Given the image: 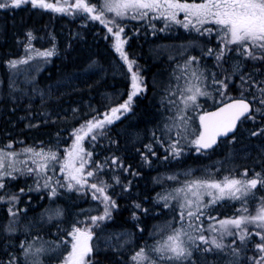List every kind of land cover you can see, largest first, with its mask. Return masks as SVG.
I'll return each instance as SVG.
<instances>
[{
    "label": "trees",
    "instance_id": "trees-1",
    "mask_svg": "<svg viewBox=\"0 0 264 264\" xmlns=\"http://www.w3.org/2000/svg\"><path fill=\"white\" fill-rule=\"evenodd\" d=\"M47 1L58 2L66 7L64 0ZM152 16L149 13L148 17L140 22L136 21L138 24L126 32L129 54L143 68L147 91L133 98L132 112L126 118L117 120L105 128V134L98 135L95 141L87 144V152L92 153V169L111 187L110 195L117 205L112 209V219L108 221L106 229L132 233L131 242L123 246V249L92 252V264H133L130 257L136 251L155 244V229L159 222L166 220V215H162V212L170 215L169 210L162 211L157 203L162 187L154 182V176L163 171L168 162L162 157L167 154L164 148L168 144L163 136V126L167 123V116L171 115L161 103L171 86L167 83L166 73L169 72L170 77L175 78L181 69L167 56L162 55L161 60L156 62L159 54H154L153 43L161 38L173 41L175 36L172 32H168V35L164 32V29L169 28L165 27L166 21L163 18L152 19ZM170 30L173 31V27ZM177 30L182 31V27L176 26L175 31ZM28 33H32V36L29 37ZM182 35L185 39L200 37L203 40L202 36H196L195 33H189L190 36L187 37L186 34ZM113 41L114 36L108 34L101 23L79 12L56 13L33 8L30 4L19 9L0 10V98L3 97L0 99V143L4 144L7 140L26 141L33 146L42 144L44 148L53 147L64 153L72 142V132L125 101L131 92V73L119 59ZM214 41L203 40L208 50L215 46ZM29 45L42 50L53 49L56 54L51 64L35 80L16 89L11 81L9 62L21 57ZM226 58L227 66H218L214 57L206 58V61L202 59L199 64L204 76L208 77L206 84L211 100L217 103L228 97L238 98L241 93L240 76L232 74L235 65L231 63L233 58ZM256 66L261 67L260 64ZM246 68L248 70L245 71ZM252 70L248 64H244L241 74ZM211 73H215L216 80L231 76V82L225 80L228 89L223 98L215 90L220 85L212 83ZM261 73H264V67H261ZM244 95L251 97L250 92H245ZM211 100L203 99L202 107L213 109L211 105L214 104L208 103ZM254 103L264 109V105H260L258 101ZM261 126H264V116L257 115L255 123L244 120L235 135L239 139V145L243 146L247 140H251V132ZM157 138L163 142V146L156 142ZM147 145L152 146L155 155L148 151ZM261 149L247 151L245 157H240L244 159V165H241L243 169H257L264 164V146ZM145 155L150 163L143 159ZM113 157L117 158L116 164L111 163ZM182 160L189 166L204 164L200 158L194 157H179L176 162ZM121 163H124V168H130L127 175L123 174V167L119 166ZM97 165L103 166V170H99ZM147 169L155 172H148ZM116 178L120 183H116ZM24 180L20 178L15 181L17 192L28 188V181L25 183ZM63 192L65 195H61L59 199L63 205V218L49 224L40 223L38 218L40 208L48 207L46 193L32 192L29 195L32 197L31 202L21 203L22 207L29 208L30 211L32 204L39 201L42 194L44 196V202L31 209V214L29 211L22 214L23 223H20L19 232L0 240V260L7 263L12 257H16V264H25L21 243L28 245L39 238L57 243L71 241L68 233L74 227L91 226L90 220L79 213L89 202L92 204L91 200L85 201V194L76 191ZM137 204L141 207L136 208ZM148 207L151 209L141 210ZM155 210L159 213H155ZM32 214L35 215L34 221L30 220ZM62 247L63 254H66L70 243H63ZM52 260L49 259L48 262L52 263ZM193 260L194 264H230L232 259L226 254L195 252ZM238 264H252V261L247 256L246 260L239 259Z\"/></svg>",
    "mask_w": 264,
    "mask_h": 264
},
{
    "label": "snow or ice",
    "instance_id": "snow-or-ice-1",
    "mask_svg": "<svg viewBox=\"0 0 264 264\" xmlns=\"http://www.w3.org/2000/svg\"><path fill=\"white\" fill-rule=\"evenodd\" d=\"M68 3L69 0H64L65 5ZM29 4L33 8L70 14L68 9L58 2L49 3L47 0H0V10L19 9ZM70 7H74L93 21L104 25L108 34L114 36L115 51L127 65V71L131 73V92L127 99L118 106L112 107L108 113H104L103 119L94 117L72 133L75 142L70 150H66L67 159L63 160L60 165L61 174L66 176V180L55 182L66 191L83 193L87 188L91 191L92 198L100 199L103 204V214L89 218L91 226L74 227L68 233L71 236V241H62L64 244L70 243V249H66L67 255L61 257V264H92L89 259L93 252L91 241L94 233L92 228L99 227L98 222L110 219L112 209L117 205L115 200L106 194L108 185H105L103 181L99 185L89 183L88 178L93 177L96 173L92 170L85 172V166L89 163L92 153L86 151L83 141L85 137L89 136L92 141H95L97 135L105 134L104 130L107 126L119 120L122 114L131 111L133 98L147 91L143 77L139 75V69L133 71L136 61L129 60L128 54L124 51L123 46L127 43L128 38L122 39L126 26L121 25L119 21L142 19L148 17L149 13H155L156 15H153L152 19L163 18L166 21L180 24L185 29L191 25L201 35L204 33L211 35L213 31L219 33V41L223 47L215 52L209 49L206 53L214 55L218 66L222 67L219 62L224 60L230 52H235L241 57V60L232 69L233 75H240V96L235 99L228 97V102L224 103L218 111L205 112L200 115L199 122L203 131L199 132H192L189 113L202 108L199 103L200 97L212 98L211 93L207 91L208 77L204 76L196 56L189 57L181 67L180 74L175 76V86H170L167 89L166 95L161 101L162 106L167 107L171 113L166 118L167 123L164 124V129L168 133L177 129V138L174 141L170 139L165 148V152L168 154L164 156V159L167 160L169 157H180L184 151L183 146L178 147L181 140L194 146L198 151L206 152L217 144L219 137L228 136L230 132H234L237 122L242 118L246 117L255 123L257 115L264 116V109L255 106L254 103L258 101L260 105H264V78H262L264 73H261V67H264V0H199V2L192 0L191 3L188 0H103V5L99 8L91 3V0H74ZM106 12L113 13L114 16L106 19ZM180 13L184 14V20L178 19ZM209 24L214 25L215 29L205 27ZM27 35L31 37L32 33ZM232 45H235V48L231 47ZM26 51L34 52L35 56L43 58L51 57L54 54L53 50L43 52L33 50L30 45ZM32 58L33 56L30 54L25 59L12 60L9 62V67L16 68L18 64H27ZM245 60L252 62L253 70L247 74H241ZM257 64H260L261 67H257ZM210 75L212 83L220 85L215 90L223 98L228 89L225 80L231 82V76L216 80L215 73ZM245 92H250L251 97L245 96ZM262 133H264V126L252 131L251 135L260 136ZM189 136L193 138L189 140ZM156 142L163 146V142L159 138ZM13 147L11 143L0 147V190L5 188L6 178L16 180L20 176L32 175L36 186L35 189L29 188V191H38L44 188L48 190L50 198L58 196L57 188L52 186V178L47 175V171L50 162L60 161L59 155L51 150L46 152L43 148L37 150L26 147L20 151H9ZM147 148L152 155H155L151 145H147ZM21 156H26L27 159H20ZM143 159L146 163H150L148 156L145 155ZM29 160L34 167L29 166ZM111 163L116 164L117 158H111ZM119 166L124 167L122 163ZM97 168L103 170L101 165H97ZM51 170L55 171L54 165ZM127 170L125 168V171ZM133 175H137V173H133ZM184 175L191 177V172H186ZM242 177L224 175L217 179L213 174L208 173L205 176L179 181L178 186L158 194L157 203H160L163 209H171L172 218L160 226V239L154 245L149 248H140L130 257L133 264H194L195 252H225L228 249H230L229 255L233 258L230 264H238L241 248L236 247L237 241L240 245L246 246L247 241L253 235L260 241L255 244L260 255L258 258H252V264H264V199L261 200L254 214L247 207L248 198L255 197V190L258 186L264 190V174L254 172L252 177H248V171L245 170ZM168 179L179 180L175 174L169 176ZM116 183H120L118 178H116ZM20 191L24 192V189H20ZM10 199L12 202H19L17 195H12ZM225 201L240 202V206L236 209L237 216L220 219L211 214L210 210L214 206ZM0 202H4L2 196H0ZM140 207L139 204L136 205V208ZM141 210L147 211L146 209ZM51 211L52 215L49 216V220L59 219L62 216V210L59 208ZM8 212L14 217L19 214L18 211H13L12 207H9ZM173 221L179 226L173 227ZM205 221H212V223L206 225ZM15 223V221H11L6 226L8 233L15 231ZM249 225H253L259 231H250ZM226 237L234 239L229 244H225ZM55 247L53 245L52 249L44 246L33 248L32 245L20 244V248L24 250L25 264H43L42 257L49 251L55 250ZM8 264H16V257H12Z\"/></svg>",
    "mask_w": 264,
    "mask_h": 264
},
{
    "label": "rangeland",
    "instance_id": "rangeland-1",
    "mask_svg": "<svg viewBox=\"0 0 264 264\" xmlns=\"http://www.w3.org/2000/svg\"><path fill=\"white\" fill-rule=\"evenodd\" d=\"M69 1L70 2L68 3V5H66V8L68 9V13L73 14L75 12H79L74 7H70V5L74 3V0H69ZM47 2L51 3L50 1H47ZM188 2L191 3L192 1H188ZM196 2H199V1H196ZM91 3L95 4L99 8V7H102L103 0H91ZM79 13L84 14L82 12H79ZM151 14L156 15L155 13H151ZM113 16H114L113 13H107V12L105 13L106 19L111 18ZM143 19H145V18L120 20L119 23L121 25L126 26L125 31L122 34V39L124 37H127L126 32L129 30L130 27H134V25L138 24V23H135L136 21L140 22ZM178 19L184 20V14L180 13L178 16ZM166 24H167V28L171 29L173 27L174 30L169 31V29H167V30L164 29V32H166L167 35H168V32H172V35L175 36V37H173V39H175V40L164 41V40H161V39H163V38H161L157 42L153 43L155 46V48H153V49H154V52H156L154 54H159V56L156 59V62H159L161 60L162 55L167 56L172 63L178 64L180 66V69H181V67L185 64V62L191 56L198 57L200 63H202L201 62L202 59H204L206 61V60H208L206 58L214 57V55H207L206 54L208 52V49L206 48V44L203 42V40H211V41L215 40L214 41L215 46L213 47L214 49L210 48L214 52L217 51L219 48L223 47V45H221L220 41H219V33L215 32V31H213V33L211 35H209L208 33H204L203 35H201L200 33L196 32L191 27V25L189 26V28L185 29L180 24H176L172 21H166ZM102 26L104 27L103 24H102ZM176 26L182 27V31H180V30L175 31ZM205 27L215 29V26L211 25V24L205 25ZM106 31H107V29H106ZM114 32H115V29H114ZM180 33H181V35H180ZM189 33H195L196 36H202L203 40H201L200 37H197V38L192 37L190 39H188V38L185 39L184 37H182L183 36L182 34H186V37L190 36ZM177 39H179V40H177ZM114 43H115V41H113V46H114ZM123 47H124V51L128 54L129 60H135L129 54V49H128L129 39H127V43ZM231 47L235 48V45H232ZM28 48H29V46L27 47V49ZM31 48L33 50H39L41 52L53 50V49L42 50V49L36 48L34 46H31ZM53 52H54V54L51 57L43 58V57L35 56L34 52L29 53L28 51H25V53L21 57L13 59V60L25 59L30 54L33 56V58L30 59L27 64H18L16 68H10L11 81H12V84L14 85V87L16 89H20V88H22V85L29 84L33 80H35L36 77L40 74V72H42L47 66H49L51 64V60L56 54V52L54 50H53ZM117 55L119 57L118 53H117ZM228 56L233 58V60L231 59L232 60L231 63H234V64H236V62H239L241 60V57L238 56L235 52H230L225 56L224 60L219 62V65L225 64L224 66H227L226 65L227 64L226 63V60H227L226 57H228ZM158 58H160V59H158ZM119 59L121 60L120 57H119ZM214 59H215V57H214ZM204 60H203V62H205ZM121 61L123 62V65L127 70V65L124 63L123 60H121ZM178 61H179V63H177ZM216 64L218 65L217 61H216ZM244 64H248L249 68H253V64L251 61L245 60V61H243V65ZM193 66L195 67V64ZM136 69H139V75L141 77H143V83H144V81H146V79H145V76L143 74V68L140 67L137 62L133 66V71H135ZM246 70H248V69L246 68L245 71ZM179 74H180V71L178 72V75ZM166 80H167V83L171 84V86H173V87L175 86L176 80H175V78L170 77L169 72L166 73ZM181 83H183V82L181 81ZM18 91H21V90H18ZM1 98H3V97H1ZM203 99H206V101H207V99L211 100V99L206 98V97H200L199 98L200 104H201V101ZM227 101H228V99H225V100H221L220 103H217V102H214L212 99L208 103L214 104V105H211L214 108V107H217L218 105H220L224 102H227ZM206 110L207 109L202 107L200 109H197L195 112L189 113V115L191 116V120H190L189 124H190V128H191L192 132L201 131L199 116L203 115V113ZM131 112L132 111L122 114L121 118L122 117H123V119L126 118ZM96 117L103 119V114L96 116ZM109 126H107V127H109ZM79 128H81V127H79ZM176 132H177V129H173V131L171 133H168L165 130L163 136L168 140V143H169L170 139L174 141L177 138ZM93 134H95V133H93ZM71 137H72V142H71L70 146L65 149L64 153H61L60 151L56 150L53 147L50 149L44 148V147H42V144H37L36 146H33V144H27L26 141H23V142L18 141L17 142L16 140H7V141L3 142L4 144L0 143V147L6 146L9 143L13 144V146H14L13 149H9V151H13V150L14 151H20L21 149L26 148V147L35 148L37 150H40L41 148H43L46 152L48 150L56 152L59 155V157L61 158L59 162H55V161L50 162L49 170L47 171V175L52 178V186L57 188V191L59 193V195L56 196L55 198H50L48 195V190L44 189V188H41L38 191L37 190L29 191L28 190L29 188L35 189V186H36L35 185V179L32 175L20 176L16 180H11L8 178L5 179V185L6 186L3 190H0V196L3 197V201H4V202H0V240L2 238L11 237V236H13L19 232L20 223L21 222L23 223L22 214H24V212L29 211V208L22 207L21 203L22 202H24V203L29 202L30 203L32 197L29 195L32 192L33 193H39V194L40 193H46L47 197H48V200L46 202L48 207L46 206L47 208H45V209L40 208L41 210H40V212H38L39 213L38 218H40V221H41V222L40 221L39 222L44 223V224H49V223L56 220V219L49 220V216L52 215V211H51L52 209H55V208H59L60 210L63 209V205L60 204L59 199H60L61 195H65L64 194L65 192H63V191H65V189L60 187L55 182L57 180H59L61 182H64L66 180V176L61 174L60 165H61V163H63V160L67 159L66 150H70L73 143L75 142V137L74 136H71ZM251 137H252V139L247 140L248 142L247 143L245 142L242 146L241 144L239 145V139L237 138V136H234V137L226 140L225 142H223L221 144V147L218 150H215L212 152H202L201 150L198 151L194 146H190L186 141L181 140L180 145H178V147L183 146L184 151L181 153L180 157H194V159L200 158L201 161H204V164L192 165V166L190 165L189 166V165L185 164V162L183 160L177 163L176 161L178 158L169 157V159H167V160L171 161V163H169L170 165H168V162L165 163L164 170L157 173L154 176L155 177L154 182L156 184L158 183L161 185L162 188H160V191H161L160 193H162L166 189L171 190L172 187L178 186L179 181H183L185 179L192 178V177L205 176L208 173L213 174V176L217 179L222 178L224 175H231V176H235L237 178H243L242 173L245 170L248 171V177H252L254 172L264 174V164L262 166H259L260 168H257V169L256 168L243 169L241 166V165H244V164H242L244 159L240 158V157H245L244 154L247 151L249 152V151L253 150L255 152V149H261L264 146V133H262L260 136H251ZM192 138H193L192 136L188 137L189 140ZM90 142H93L90 139V136L85 137V139L83 141V146L86 149V151H87V144H89ZM25 143L27 145H25ZM18 144L20 146H17ZM246 144H247V147H245ZM167 146H168V144L165 146V148ZM165 148H164V150H165ZM250 148H252V149H250ZM261 150H263V149H261ZM164 156L165 155H162L163 159H164ZM249 156H250V154H249ZM20 159H27V157L21 156ZM167 160L164 159V161H167ZM53 165L55 167L54 172L51 170ZM29 166L34 167V165L31 164V160H29ZM125 168H127L128 170L125 171ZM125 168L123 167V174H126V172L128 174L130 168L129 167H125ZM89 170H92L96 173V175H94L93 177L88 178L89 183H97L99 185L100 182L103 180L100 179L99 173L96 170L92 169L91 158L89 160V163L86 164V166H85V172H87ZM186 172H191V177H185L184 173H186ZM174 174L178 176V178H179L178 181H172V180L168 179L169 176H172ZM20 178H24L25 183L28 181V188L27 189L23 188L24 192H21V191L17 192L15 190V187H16L15 181L19 180ZM103 183L105 185H107L105 181H103ZM110 190H111V187L108 186L106 188V194L109 196H111ZM69 192H72V191H69ZM78 193H80V192H78ZM255 193H256L255 197L254 198L249 197L248 202H247V207H248L249 211L252 212L253 214H254L255 210L259 207L261 200L264 199V190L260 189L259 186L255 190ZM80 194H83V195L85 194L83 196L85 201L91 200V202H92V204H90V202H89V204L85 205V207L83 209L79 210L80 215H83L84 217L89 219L91 216L103 214V204L100 202V199H93L92 198V193L89 189L85 188L83 193H80ZM12 195H17L19 197L18 203L11 201L10 198ZM97 195L99 196V194H97ZM43 200H44V196L42 194L40 200L35 202L34 204H32L31 209H35L37 206H39L40 203L44 202ZM159 205H160L162 211H165V209L162 208V205L160 203H159ZM239 206H240L239 201H236V202L225 201L222 204H218V205L214 206V208H212L210 211H211L212 215H214L220 219L232 218V217H235L238 215L236 209ZM9 207H12L13 211H18L19 214L15 217L12 216L8 212ZM31 209H30V211H31ZM150 209L151 208L148 207L146 210H150ZM166 210H169L170 215L167 214L166 212H164V213L162 212V215H164V214L166 215V220L163 222H159L157 228L155 229V235H154L156 237L155 243L157 240L160 239V233H159L160 226L164 225L166 222H168L172 218V210L171 209H166ZM30 211H29V213H30ZM157 212L159 213V211L155 210V213H157ZM34 216L35 215L32 214V218H30V220L34 221V218H33ZM62 218H63V211H62V216L59 219H62ZM110 219H112V214H111ZM110 219H107V220L102 221V222H98L99 227H93L92 228V231L94 233L93 239L91 241V244L93 246V252L107 251V250H111V249L120 250V249H123V246H126L127 244H129L131 242V238H132L131 232L123 231V230H121V231L120 230L110 231V230L106 229V225H108V221H110ZM11 221L16 222L15 226H14L15 231L12 233H8L6 231V226ZM89 223L91 224V221ZM208 223H212V221H205L206 225ZM178 226L179 225H177L173 221V227H178ZM248 227H249L250 231H253V232L259 231V229H256L253 225H249ZM61 233H62V231H61ZM205 234L207 235V233H205ZM233 239H234L233 237H226L224 239V243L229 244ZM259 242L260 241L258 240V237H256L255 235H253L251 237V239L247 241L246 246L240 245L239 242L237 241L236 247L241 248L239 259L245 258V260H246L247 256H249V260L252 261V258H258V256L260 254L256 250L255 244L259 243ZM62 244H63L62 242H60V243H57L55 241L48 242L46 239L41 240V238H39V239L34 240L33 242H30L28 245H32L33 248L39 247V246H44V247L49 248V249H52V246L55 245L56 246L55 250L49 251L48 253H46L42 257L43 264H61V257L67 255V253L63 254V252H62V250H63ZM229 252H230V249L225 250V252H215V253L226 254L229 257H231L229 255ZM90 258H91V255H90L89 259ZM49 259H53L52 263L48 262ZM231 259H233V258L231 257ZM0 262H3V264H7L9 261H7V263H6L3 260H0Z\"/></svg>",
    "mask_w": 264,
    "mask_h": 264
},
{
    "label": "water",
    "instance_id": "water-1",
    "mask_svg": "<svg viewBox=\"0 0 264 264\" xmlns=\"http://www.w3.org/2000/svg\"><path fill=\"white\" fill-rule=\"evenodd\" d=\"M227 102H228V101H227ZM227 102H225V103H227ZM223 105H224V103L221 104L220 106H218V107L212 109V110L207 111V112L218 111L219 108L222 107ZM245 119H247V118H246V117H245V118H242L241 121L237 122V127H236V130H235L234 132H230V133L228 134V136H222V137H219V138H218V142H217V144L214 145L211 149H208V150H206V151L213 150V149L217 148V147L221 144L222 141L227 140V139L233 137V136L238 132V130H239V128H240L242 122H243ZM200 127H201V126H200ZM201 131H203L202 127H201ZM203 151H204V150H203Z\"/></svg>",
    "mask_w": 264,
    "mask_h": 264
},
{
    "label": "flooded vegetation",
    "instance_id": "flooded-vegetation-1",
    "mask_svg": "<svg viewBox=\"0 0 264 264\" xmlns=\"http://www.w3.org/2000/svg\"><path fill=\"white\" fill-rule=\"evenodd\" d=\"M195 38H197V37H195ZM200 39H201V38H200ZM201 40H202V39H201ZM210 110H211V109H210ZM207 111H209V110H207ZM207 111H205V112H207ZM205 112H204V113H205ZM204 113H203V114H204ZM235 135H236V134H235ZM235 135H234V136H235ZM234 136H233V137H234ZM231 138H232V137H231ZM229 139H230V138H229ZM227 140H228V139H227ZM225 141H226V140H225ZM223 142H224V141H223ZM223 142H221V144H222ZM221 144H220L217 148H215V149H213V150L206 151V152H212V151L218 150V149L221 147ZM201 151H202V152H205V151H203V150H201ZM169 163H171V161L168 160V165H170ZM126 167H128V166H126ZM136 171H138V170H136ZM147 171H148V172H153L154 170H153V169H147ZM138 172H140V171H138ZM154 172H155V171H154ZM140 173H142V172H140ZM154 174H155V173H154Z\"/></svg>",
    "mask_w": 264,
    "mask_h": 264
}]
</instances>
